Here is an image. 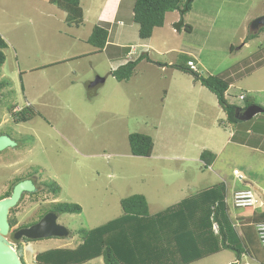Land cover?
Segmentation results:
<instances>
[{"label": "rangeland", "instance_id": "rangeland-1", "mask_svg": "<svg viewBox=\"0 0 264 264\" xmlns=\"http://www.w3.org/2000/svg\"><path fill=\"white\" fill-rule=\"evenodd\" d=\"M107 1L82 0L84 24L76 27L65 23V13L50 0H0V38L8 44L3 50L7 59L0 80L10 83L0 100V135L6 134L20 145L0 153V196L19 179L32 175L40 178L41 185L56 183L61 188L58 196L47 192L44 185L36 193L25 194L16 207L18 223L11 231L34 223L45 211L53 212L51 204H78L83 209L81 214L59 216L58 223L72 232L71 238L25 244V264H37L36 257L43 251L76 248L81 244L78 231L92 232L120 219L124 215L121 201L134 195H144L155 216L191 196L192 186L196 192L224 186L235 219L246 209L233 207L236 193L253 189L264 197V136L258 137L264 132V113L232 124L216 106L214 94L204 90L214 103L202 102L196 115L181 88L198 82L172 67L194 56L201 62L198 67L203 76L226 75L260 51L264 33L244 46L242 37L258 32L219 27L223 22L236 23L225 19V14L215 29L208 30L206 18L198 12L205 0L195 2L194 10L182 20L177 14L168 16L170 32L165 28L153 35V50L163 55L149 50L152 61L142 62L127 82H118L110 72L120 62L108 53L90 55L94 49L85 44L97 24L100 4ZM126 3L132 4V0ZM117 20L124 26L113 25L112 39L118 29L137 27L131 11L122 10ZM180 21L190 24L193 32L185 28L178 32L175 25ZM63 58L68 61L56 64ZM254 71L235 79L230 103L239 108L250 103L264 106V70L252 75ZM196 87V99H202L201 85ZM27 105L29 120L17 123L9 107L15 113ZM192 120L196 126L187 133ZM202 128L209 132L202 135L198 132ZM135 133L154 140L152 157L132 155L129 137ZM205 150L216 154L207 169L200 161ZM248 182L250 186L245 185ZM237 259L235 252L223 250L194 264H228L231 260L261 264L245 254ZM86 264L104 261L98 258Z\"/></svg>", "mask_w": 264, "mask_h": 264}, {"label": "trees", "instance_id": "trees-1", "mask_svg": "<svg viewBox=\"0 0 264 264\" xmlns=\"http://www.w3.org/2000/svg\"><path fill=\"white\" fill-rule=\"evenodd\" d=\"M81 1L50 0V3L65 13V21L68 25L80 27L84 24L85 18ZM194 1L135 0L132 19L139 27L140 39L144 41L151 39L156 29L164 27L169 13H182V20L183 16L192 10ZM182 28L191 31V27L185 23ZM263 32L264 28L258 33L248 36L247 40L251 41ZM108 39L109 31L104 27L96 26L88 39V43L98 53H102L108 44ZM7 48V42L0 38V78L2 67L7 59L3 50ZM127 50L130 51L126 49L124 52ZM262 50L261 47L260 51ZM258 55L253 56L252 59L256 60ZM143 60L151 62L147 54H143L138 59L121 65L112 71L111 75L118 82H127L132 78L135 69ZM192 60L198 63L195 59ZM192 60H188V62ZM250 61L245 60L243 63L232 67L226 75H210L207 77L195 74L187 66L188 62L180 65L174 64L172 67L194 76L197 82H200L203 87L217 97L227 120L238 125L242 122L240 119L242 114L252 104L239 108L230 103L227 92L234 84L235 79L239 80L255 70L256 67L247 65ZM242 66L245 68L243 73L240 72ZM257 66H261V63ZM233 74L236 77H233ZM9 85V82L0 80V93L2 94L3 90ZM246 100L248 101V98ZM29 108L26 107L19 114L13 113L12 109L14 107L9 108V111L11 114H15L17 123L27 122L29 119L26 114L29 113ZM259 136H264V132ZM235 138H237V134L233 136V139ZM129 143L133 156L150 158L154 154L155 143L150 136L138 133L131 134ZM215 159L216 154L207 150L203 151L200 156L205 169L211 167ZM27 179H19L14 184ZM43 185L47 189L46 191L54 196L60 194L61 188L58 184ZM13 189L14 186H11L3 196H0V200L9 198ZM227 196V190L224 186H216L193 193L179 204L155 216L150 214L148 200L144 195L131 196L121 201L123 217L92 232L78 231L80 245L73 249L60 248L43 251L37 255L36 263L86 264L92 260L103 258L104 264H194L223 250H231L236 253L237 260H240L245 254L249 258L264 264V247L256 230V226L264 222V209L259 212H255L251 208L243 209L235 219L231 215ZM49 207H52V211L59 216L81 214L83 212L82 207L78 204L55 203ZM15 211L16 208L10 212L9 221L12 229L18 223L17 218L14 216ZM46 213L49 212L45 211L44 214ZM214 224L218 225V234L214 231ZM31 225L20 227L14 232ZM32 242V240L23 238L18 243L17 251L23 262L24 245Z\"/></svg>", "mask_w": 264, "mask_h": 264}, {"label": "crops", "instance_id": "crops-1", "mask_svg": "<svg viewBox=\"0 0 264 264\" xmlns=\"http://www.w3.org/2000/svg\"><path fill=\"white\" fill-rule=\"evenodd\" d=\"M125 1L126 0H108L107 2L100 4V6L102 7L101 12L99 14L100 16H98V19L96 21L97 24L93 26L92 31H93L94 27H96V26H101V27L106 28V25H110V29L108 28V31H109L108 44H107L106 48L102 51V53H98L97 50L88 43V39L90 38L92 32L85 41V44L87 46H91L94 49L93 52H90L93 54H90V55H98V54L108 53L109 56L111 58H113L112 60H118V62H120V64L117 65L116 68H113L110 73H112V71L119 68L121 65L127 64L129 61H134V60L138 59L143 54H147L149 59L152 61L151 55L148 52L149 50L156 52L160 56L163 55L162 51H159L157 49L153 50L154 49L152 46V38L153 37L149 40L144 41V40H141L140 37L137 36V34L139 33V27L137 24H136L137 27H134V30H126V29L119 30L118 29L119 31L118 30L116 31V35H114V39H112V35H113L112 32H114L113 25L115 24V25L121 26V27L124 26L123 21L117 20L121 16L122 10H123V12H126V13L131 11L132 18H133V8H134L135 0H132V4H129V3L124 4ZM199 1H201V0H195L194 3L199 2ZM215 1H216V3H214ZM218 1H220V0H205L204 6L198 10V12H200L201 15H203V18H206L205 26L207 27L208 30L215 29V27L219 23L223 14H225V19H231V20L234 19L236 21V23H233L234 25H232V24L226 25L227 22H223V26L221 25L219 27H223V28L238 27V29H240V30L244 29L247 31H249L251 29V26H252L251 23H253L258 18L264 16V0H224L223 2H218ZM193 5L194 4H192V10H194ZM111 12H113V14H112V18L110 19L108 17V15ZM170 14H177V16L180 17V19L182 18V15H183L180 12L169 13L166 17V22H165L164 27L156 29L154 32V35L156 32H159V30H164L165 28H167V33L171 31V29L169 28L168 19H167ZM84 16H85V12H84ZM65 18L66 17H64V19ZM109 21H111V22L109 23ZM177 21H178V19L175 22H177ZM120 23H123V24L121 25ZM187 25H189L191 27L190 24H187ZM131 31H132V35H131ZM174 31H176V30H174ZM178 32H180V31H178ZM187 32H189V31H187ZM192 32H193V28L191 27V31L189 33H192ZM253 34H255V33H253ZM247 38H248L247 36L242 37V42L244 41L243 42L244 46H247L248 43H250V42H248ZM263 47L264 46H262V48ZM126 49H129L130 51L125 55V57H122V56H124V54H125L124 50H126ZM134 50H135V53H134ZM263 50L258 51L256 53V56L258 54H260V55H258L256 60L252 59V56L249 59H247L249 61L251 60L250 63H252V64H250V63L248 64L249 67L252 66V67L259 68L257 71H254V73L252 75H255L258 72H261L264 70V64L261 63V66H256L260 62L264 61ZM170 51H175V50L171 49ZM122 53H124V54H122ZM180 53L185 54V52H181V51H180ZM189 57L191 58L189 60H192V59H195L196 61L198 60V57H194V56H189ZM66 61H68V60L63 58L62 60H57L56 64H60L62 62H66ZM145 61L149 62V60H143L142 62H145ZM197 62L201 66V62L199 60ZM170 64L172 65V63H170ZM244 71H245V68L242 66L240 72L243 73ZM110 76H112V75L110 74ZM232 76L236 77V75H234V74ZM236 83H237L236 80H234V84L231 85L230 90L234 88ZM198 85H201V87H199L198 90L202 95V99H199V100L196 99V95H195L196 88H198L196 86H198ZM204 90H207L208 92H210L208 89L203 87L200 82H198L196 84V83H194V81H193L192 85L181 88L183 95H185L187 102H189V104H188L189 108L194 109L193 112L196 115H198V113L197 112L195 113V111L202 105L201 104L202 102L206 103L207 105H208V103H211V104L214 103L212 100L213 97H211V95H208L207 93H204ZM230 90L227 92L228 100L230 99V97H229ZM240 91H242V90H240ZM247 93H250V91L247 90ZM257 93H259V92H257ZM213 96H215V95H213ZM242 97H243V95H242ZM242 97H240V98H242ZM215 98H216V106L218 108H220L221 114L223 116H226L225 112L220 107L216 96H215ZM254 105H257V104H254ZM238 107H240V106H238ZM260 107H262V106H260ZM262 108L264 109V106ZM195 126H196V123L194 122V120H192L190 122V129H188L186 132L189 133L190 131H193V127H195ZM198 132L199 133L202 132V135H204V132H205V134H207L209 132V130H206V128H202ZM248 133H250V132H248ZM253 136H255V135L253 134ZM231 137H233V134H231ZM258 137H261V136L258 135ZM183 141H187L186 138H184ZM262 153H264V152H262ZM201 154H200V156H201ZM176 159H180V158L176 157ZM245 185L250 186L249 182ZM192 188H193L192 192L196 193V191L194 189L195 186H192ZM258 191H260L259 188H258ZM263 194H264V192H263ZM228 264H232V260Z\"/></svg>", "mask_w": 264, "mask_h": 264}, {"label": "water", "instance_id": "water-1", "mask_svg": "<svg viewBox=\"0 0 264 264\" xmlns=\"http://www.w3.org/2000/svg\"><path fill=\"white\" fill-rule=\"evenodd\" d=\"M191 2V0H188ZM184 25L183 21L175 25V29L180 31ZM264 28V16L258 18L252 23L251 30L259 32ZM92 86V85H91ZM91 86L90 89H91ZM264 113L262 107L253 105L246 109L242 114V121H249L259 114ZM17 144L9 137L0 136V153L8 148H15ZM37 188L32 181L26 180L18 183L9 198L0 200V264H24L17 248L18 243L23 239L32 241L49 238H71L70 230L58 223L59 215L56 212H50L45 215L35 225L23 228L12 233L10 225V212L15 209L25 194L36 193Z\"/></svg>", "mask_w": 264, "mask_h": 264}, {"label": "built area", "instance_id": "built-area-1", "mask_svg": "<svg viewBox=\"0 0 264 264\" xmlns=\"http://www.w3.org/2000/svg\"><path fill=\"white\" fill-rule=\"evenodd\" d=\"M121 25L123 23H120ZM135 53V50H134ZM198 63L196 64L194 61H189L187 66L197 75H204V73L199 69ZM29 106V105H28ZM236 176H239V179L242 181L243 178L240 174L236 171L234 173ZM228 202V199H227ZM233 207L234 208H253L254 210L257 209H264V197L262 195L256 194L253 189H249L243 192L236 193L233 197ZM214 231L218 234V225L214 224ZM256 230L260 239L262 246L264 247V222L260 223L256 226Z\"/></svg>", "mask_w": 264, "mask_h": 264}, {"label": "flooded vegetation", "instance_id": "flooded-vegetation-1", "mask_svg": "<svg viewBox=\"0 0 264 264\" xmlns=\"http://www.w3.org/2000/svg\"><path fill=\"white\" fill-rule=\"evenodd\" d=\"M0 100H2V94H0ZM27 107H29L28 105H27ZM9 108H12V106L11 107H9ZM25 108H23V109H21V110H16V114H19L20 112H22L23 110H24ZM2 135H4V134H1L0 136H2ZM5 136H8V135H6L5 134ZM17 144V143H16ZM20 145L19 144H17V146L15 147V148H17V147H19ZM9 149H13V148H8V149H6L5 151H7V150H9ZM5 151H3V152H5ZM2 152V153H3ZM27 180H29V181H32L33 182V184L36 186V188H37V192L39 191V188L41 187V186H43V185H41L42 184V182L40 181V178L37 176V175H32L30 178H28ZM26 181V180H25ZM20 183V182H19ZM18 183H16V184H14L13 186L15 187L16 185H17ZM25 196V195H24ZM23 196V197H24ZM48 213H46V214H44L42 217H40L39 219H37L34 223H32V225L31 226H33V225H35L36 223H38L45 215H47ZM30 226V227H31ZM28 228V227H27ZM71 232V231H70ZM72 233V232H71Z\"/></svg>", "mask_w": 264, "mask_h": 264}, {"label": "clouds", "instance_id": "clouds-1", "mask_svg": "<svg viewBox=\"0 0 264 264\" xmlns=\"http://www.w3.org/2000/svg\"><path fill=\"white\" fill-rule=\"evenodd\" d=\"M29 107H30V105H29Z\"/></svg>", "mask_w": 264, "mask_h": 264}]
</instances>
